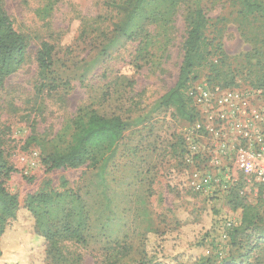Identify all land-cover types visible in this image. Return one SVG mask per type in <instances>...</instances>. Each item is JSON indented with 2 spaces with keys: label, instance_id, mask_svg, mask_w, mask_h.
I'll return each mask as SVG.
<instances>
[{
  "label": "rangeland",
  "instance_id": "374dc122",
  "mask_svg": "<svg viewBox=\"0 0 264 264\" xmlns=\"http://www.w3.org/2000/svg\"><path fill=\"white\" fill-rule=\"evenodd\" d=\"M1 1L27 47L0 85V149L13 169L3 185L18 202L0 235V264H46V241L27 197L47 194L53 201L40 207L61 219L76 203L71 193L84 208L83 241L56 243L66 259L61 264H150L151 255L168 264H227L232 257L264 264V243L240 252L218 237L222 217L238 220L236 200L264 214V186L254 178L245 183L239 171L243 185L229 195L194 190L188 184L194 167L183 164L182 148L198 117L184 121L160 105L177 80L195 9L208 18L211 54L187 89L241 69L264 71V15H244L233 0H148L123 34L112 0ZM43 40L54 46L45 76L35 61ZM214 66L229 77L215 78ZM91 110L125 123L113 156L95 167L47 169L42 157L65 149L75 122ZM194 161L201 168L203 159Z\"/></svg>",
  "mask_w": 264,
  "mask_h": 264
},
{
  "label": "trees",
  "instance_id": "16d2710c",
  "mask_svg": "<svg viewBox=\"0 0 264 264\" xmlns=\"http://www.w3.org/2000/svg\"><path fill=\"white\" fill-rule=\"evenodd\" d=\"M240 7L244 15L263 16L264 2L262 0H233ZM148 0H126V3L112 0L110 4L122 14V22L118 29L123 34H127L129 27L138 14L143 15L142 10ZM139 15V16H140ZM189 29L184 43V54L179 67V73L175 85L160 97V105L163 107H173L176 116L184 121L193 122L197 117L195 106L186 94L187 85L190 79H194L193 71L196 67L210 60V45L205 37V29L208 18L201 8L192 12L189 21ZM27 41L23 33L19 32L13 25V21L3 7L0 0V85L6 77L14 73L24 61ZM53 44L48 41H41L35 55L37 68L42 76H45L52 66ZM214 77H229L230 71H219L214 66ZM210 87L220 88H240L255 87L264 91V71L257 75H252L247 69H241V73L232 76L220 83H210ZM42 86H45L42 83ZM84 117H80L75 122V131L71 135L70 141L65 149L45 154L42 163L47 169L77 168L80 166L95 167L99 163L113 156L122 133L125 123L119 116L105 117L91 110ZM183 153L187 152L186 144L182 148ZM197 157V156H196ZM195 159V158H194ZM186 167L195 166L182 160ZM197 162V159H196ZM12 167L8 165L0 149V235L8 218H15L18 202L15 195L9 193L4 187V179L7 178ZM259 186H264L258 183ZM240 180L236 184L229 186L223 195L231 194L234 187L242 186ZM204 194L203 192H200ZM205 195V194H204ZM207 195V193H206ZM63 194H57V199H62ZM76 202L72 209L67 210L61 219H57L58 213L50 208L43 209L53 200L47 194L29 195L26 206L34 217L36 230L46 241L45 254L46 264H61L66 259L56 246V243L64 239H75L76 242L83 241L82 228L85 226L83 216L84 208L78 196L74 197ZM238 197L235 196V199ZM58 200L57 202H60ZM234 208L240 207L241 211L238 220L230 226H226V217L218 221L219 235L222 241H227L230 247H236L240 252L250 251L258 243H264V214L258 213L254 205L244 204L242 200H236ZM59 208V204H57ZM206 240V239H205ZM199 241L202 245L205 242ZM198 243V244H200ZM1 254V251H0ZM208 259V258H207ZM150 264H168L164 260H158L155 255L147 256ZM194 261V260H193ZM190 264V263H188ZM227 264H249L237 258H229Z\"/></svg>",
  "mask_w": 264,
  "mask_h": 264
},
{
  "label": "built area",
  "instance_id": "2783aa9c",
  "mask_svg": "<svg viewBox=\"0 0 264 264\" xmlns=\"http://www.w3.org/2000/svg\"><path fill=\"white\" fill-rule=\"evenodd\" d=\"M187 94L198 119L194 132L186 136L188 163L201 157V168L193 166L188 184L203 193L224 192L239 182L264 184V91L262 88L210 87L198 83ZM254 178V181H252ZM234 221L226 220V226Z\"/></svg>",
  "mask_w": 264,
  "mask_h": 264
}]
</instances>
